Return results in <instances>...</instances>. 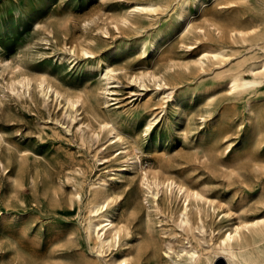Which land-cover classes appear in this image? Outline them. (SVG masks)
Returning <instances> with one entry per match:
<instances>
[{
  "label": "rangeland",
  "instance_id": "obj_1",
  "mask_svg": "<svg viewBox=\"0 0 264 264\" xmlns=\"http://www.w3.org/2000/svg\"><path fill=\"white\" fill-rule=\"evenodd\" d=\"M263 34L264 0H0V264H226L264 217Z\"/></svg>",
  "mask_w": 264,
  "mask_h": 264
},
{
  "label": "bare ground",
  "instance_id": "obj_2",
  "mask_svg": "<svg viewBox=\"0 0 264 264\" xmlns=\"http://www.w3.org/2000/svg\"><path fill=\"white\" fill-rule=\"evenodd\" d=\"M238 32V31H237ZM240 32H242L241 30H240ZM243 33V32H242ZM261 36H263V38H264V34L263 35H261ZM261 39V38H260ZM214 55H216V54H214ZM213 55V56H214ZM251 69V68H250ZM249 69V70H250ZM108 70V72H110V71H112L113 69H107ZM254 74L255 75H261V76H264V61L260 64V69L257 71V72H254ZM260 76V77H261ZM257 76H255L254 78H256ZM258 79V78H257ZM251 80H240V78H238V77H236V76H234L233 78H231V88H232V90H236V89H238V88H242V86H244V85H246L247 83H249ZM41 84V83H40ZM251 84V83H250ZM248 85V84H247ZM49 87L50 88H52V85H49ZM49 90V89H48ZM51 90V89H50ZM50 92V91H49ZM73 104V103H72ZM75 104V103H74ZM74 106V105H73ZM149 127V126H148ZM155 181H157V179H155ZM170 181V180H169ZM171 182H173L174 183V181L173 180H171L170 181V183ZM175 182H177V181H175ZM154 183H156V182H154ZM157 184V183H156ZM159 184V183H158ZM169 185V184H168ZM176 185V184H175ZM178 189L179 190H184L183 192L184 193H182V194H184V196H185V199H187L190 195H195V196H199L200 194L198 193V192H196V191H193L192 189H190L191 190V192H189L188 190H187V188H185V187H183L182 185H178ZM182 192V191H181ZM155 194H157V191L155 192ZM181 194V195H182ZM154 195V194H153ZM202 195V194H201ZM195 196H194V198H195ZM182 197V196H181ZM156 198V197H155ZM184 198V197H183ZM198 198H202V197H198ZM102 201V200H101ZM109 201V200H108ZM185 202V201H184ZM104 205H106L105 203L103 204V203H94V205L92 206L93 208H92V211L93 212H95V213H97L98 214V212L99 211H101L102 210V208H103V206ZM185 206H184V210L186 209V207H187V204L185 203L184 204ZM106 207V206H105ZM183 209V208H182ZM183 210V211H184ZM182 211V210H181ZM97 214H95V215H97ZM109 214V213H108ZM182 214V213H181ZM94 215V216H95ZM100 218H103L102 220H100ZM242 220V219H241ZM264 220V217H261V218H259V219H256V220H246V221H244V222H242V223H238V224H236V225H233V226H231L230 228H229V230L228 231H226L223 235H222V237L219 239V242H218V244H217V249L214 251V252H216L215 254H218L217 256L218 257H221L222 259H224L225 260V262H226V264H244V263H240L238 260H237V262H236V260L234 261V257H236V254H237V252H236V250H233L232 248H233V239H234V237H236V236H238V235H240V230L242 229V228H247L248 229V227L249 226H251V225H256V227H257V224L259 223V222H262ZM235 223V222H234ZM90 225H92V227L96 230V232H97V235H98V240H99V244H98V246H97V249L98 248H102V250L104 249L103 247L104 246H109V241H110V243H111V241L112 240H115L117 237L119 238V231H120V228H119V226L115 223L114 224V222L112 221V219H111V217L109 216V215H106V214H100L99 215V217L97 218V219H95V220H90V222H89V225H88V227H90ZM262 227H264V226H262ZM257 229V228H256ZM259 229V228H258ZM91 230V229H90ZM246 230V229H245ZM250 230V229H249ZM247 231V230H246ZM258 232H257V234L259 235V236H263L264 235V229L263 228H261V229H259V230H257ZM88 232V231H87ZM91 232V231H90ZM90 232H89V234H90ZM242 235V234H241ZM240 235V236H241ZM245 235V234H244ZM244 235H242V236H244ZM240 236H238V239H239V237ZM91 238V237H90ZM245 239H246V237H245ZM252 239V238H251ZM263 239V238H262ZM240 240V239H239ZM247 240V239H246ZM241 241V240H240ZM239 241V243L242 245V243H243V241L244 240H242L241 242ZM115 242V241H114ZM247 242V241H246ZM245 241H244V244L246 243ZM97 244V243H96ZM246 245V244H245ZM244 245V246H245ZM236 246V245H235ZM234 246V247H235ZM240 246V245H239ZM240 248H241V246H240ZM239 248V249H240ZM194 249V248H193ZM101 250V249H100ZM170 250V249H169ZM99 251V250H98ZM235 252H236V254H235ZM185 254L187 255V258L189 259V262L187 263V264H196L195 262V257H196V255H197V257L199 256V254H197L196 252H195V250H186L185 251ZM163 255L164 256H168L169 255V251L168 250H165L164 252H163ZM179 255V254H178ZM183 255V254H182ZM238 255V254H237ZM243 258H245V257H243ZM171 259V258H170ZM236 259V258H235ZM250 259V258H249ZM249 259H247L248 261H249ZM253 259V258H252ZM251 259V260H252ZM120 260V259H119ZM199 260V259H198ZM212 260H213V258H212ZM116 263H117V261H115ZM124 262V261H123ZM201 262V261H200ZM254 262H255V260H254ZM115 264V263H114ZM160 264H165L164 263V260H162V262H160ZM209 264H213V263H209Z\"/></svg>",
  "mask_w": 264,
  "mask_h": 264
}]
</instances>
